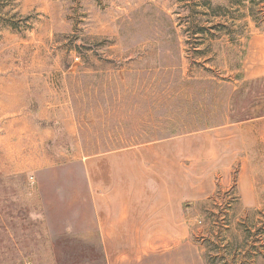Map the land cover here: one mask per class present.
Wrapping results in <instances>:
<instances>
[{
	"label": "rangeland",
	"instance_id": "rangeland-1",
	"mask_svg": "<svg viewBox=\"0 0 264 264\" xmlns=\"http://www.w3.org/2000/svg\"><path fill=\"white\" fill-rule=\"evenodd\" d=\"M195 3L0 0V264H113L101 158L167 140L200 194L194 260L173 264H264V31L235 18L246 83H205L181 34Z\"/></svg>",
	"mask_w": 264,
	"mask_h": 264
},
{
	"label": "crops",
	"instance_id": "crops-1",
	"mask_svg": "<svg viewBox=\"0 0 264 264\" xmlns=\"http://www.w3.org/2000/svg\"><path fill=\"white\" fill-rule=\"evenodd\" d=\"M180 143L167 140L101 158L106 192L94 206L113 264L191 263L182 254L195 252L184 207L200 194L195 172L180 164L193 151Z\"/></svg>",
	"mask_w": 264,
	"mask_h": 264
},
{
	"label": "trees",
	"instance_id": "trees-1",
	"mask_svg": "<svg viewBox=\"0 0 264 264\" xmlns=\"http://www.w3.org/2000/svg\"><path fill=\"white\" fill-rule=\"evenodd\" d=\"M234 6L236 9L229 12ZM235 12L238 15L230 16ZM191 13L192 23L181 31V34L187 33L188 36L184 42L192 44L188 51L194 58L201 57L203 62L216 67L212 70L204 63H193L198 68L195 74L202 76V80H209L205 83L213 85H217L219 80L231 87L236 83L245 84L242 62L249 34L245 22L236 24L233 20L248 16L255 27L264 31V0H197ZM217 18L220 20L216 21ZM228 18L232 21H228Z\"/></svg>",
	"mask_w": 264,
	"mask_h": 264
}]
</instances>
